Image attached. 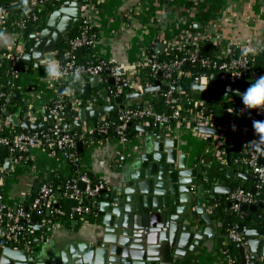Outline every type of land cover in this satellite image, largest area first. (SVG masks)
Masks as SVG:
<instances>
[{"label": "crops", "instance_id": "1", "mask_svg": "<svg viewBox=\"0 0 264 264\" xmlns=\"http://www.w3.org/2000/svg\"><path fill=\"white\" fill-rule=\"evenodd\" d=\"M1 2L16 5L23 3V0H1ZM87 14L90 17L89 33L94 38L93 45L88 48V54L94 60L104 61L106 65L104 72L99 76V78L104 79V84H100L98 89L92 88L91 97L77 98L79 100H91L92 104L90 105L96 103L93 99L98 95V91L103 89L109 91L114 86L107 83V79L112 77V70L120 77H129L131 67L138 65L150 54L159 57L173 45L179 44L188 33L195 35L210 34L212 38L218 39L222 44L247 41L255 55L259 53L260 47L264 46V0H95ZM15 16L17 13L14 14ZM14 23L0 30V34H2L0 35V62L5 64L8 59H18L11 56L5 57L10 49L19 46L20 56L25 52L24 39L26 38L23 37L25 31L18 30ZM77 29L79 30L80 26ZM28 33L35 34L38 32ZM158 43L163 44L164 49L156 54L155 48ZM65 44L66 42L54 55L53 61L58 64V56H63ZM83 52L76 55H81ZM48 64H41L39 68H35L34 62H30L27 67H22L19 70L12 68V70L17 71V77L11 89L15 87L18 90L12 89V93L19 94V99L25 105L22 107L19 116V120L21 117L20 121L29 119L31 122L47 121L46 110L51 104L71 95L83 96L79 90L73 91L70 84L59 83L62 77L50 78L47 71ZM107 71H109L108 74H106ZM136 77L132 76L131 80L136 81ZM137 78L139 79V77ZM138 81L140 83V79ZM157 86L161 85L158 84ZM60 88L65 89L64 95H60ZM3 95L7 96V100L11 97L10 94ZM150 95L155 97L156 93ZM114 98L108 101L98 99L97 102H101L105 106L111 104ZM138 99L127 101L124 106L138 104L140 102ZM77 108L78 106L71 107L66 112ZM1 110L4 112L3 109ZM27 111L33 114L30 118L26 116ZM32 111L34 112L32 113ZM104 117L98 119L101 120ZM93 120L86 121L81 126H74V119L69 117L66 121L64 119L58 120V123L62 126L69 125V129H72L91 126ZM160 132H165L167 138L177 139L168 134L166 128L156 133ZM146 137V133L139 132L125 145L106 138L92 137L87 141H80L78 143H81V146L76 147V164L65 159L59 152L45 147L35 148L26 158L27 162H13L9 171L4 172L2 170L0 173L3 176V202L7 208L14 209L17 204L26 201V196L33 198V189L36 184L40 185L43 182L49 184L54 178L60 180L73 179L82 174L92 179L103 178L110 188L141 151ZM177 142L178 152L188 156L187 167L198 169L200 178L203 180V198L208 209L209 205L206 202L209 201V196L213 195L214 187L218 185L229 186L235 190L237 188L233 187V183L243 184L246 182L249 184V188L255 185V181L250 183L237 176L238 172L252 176L246 168L236 162L241 150L238 143L232 144V153L226 152L225 155V159L227 155H230L231 169L233 170L232 178H228L226 175L227 163L221 166L214 159L213 154L205 155L208 142L202 139L197 132L183 131L178 136ZM135 146L138 149L133 152ZM121 153L129 156L124 162H119L117 159ZM134 153L135 155L132 156ZM235 155L236 157L232 160ZM50 191L54 194L58 193L52 187H50ZM229 197L230 195H215V201L210 205V212H217L218 217L222 212V221L217 216L212 217L216 227L215 238L211 241L206 240L203 247L190 258L184 259L181 264H233L234 261L225 250L229 244L224 239L225 234L222 233V229L224 227L229 231L231 229L228 228V225L234 227L235 224L241 223L240 219H236V216L241 214L246 220H253L254 216H264V201L256 205H249L256 206V209L248 208L244 212H235L230 215L229 211L232 209L227 207V204L230 203ZM94 204V208L97 209L98 204ZM259 204H263L262 209L257 207ZM90 211L93 212V210ZM37 217L36 224L31 222L30 225L32 227L33 225L45 227V230L42 231L33 227L38 235L33 247L27 251L32 255L46 254L48 250H59L60 248H67L70 243L83 242L101 218L90 217L87 222H72L69 226L62 225L48 231L47 217L43 220H38ZM226 217L228 218L227 223L225 222ZM244 264H264V257L254 259L249 249V260L245 258Z\"/></svg>", "mask_w": 264, "mask_h": 264}, {"label": "water", "instance_id": "2", "mask_svg": "<svg viewBox=\"0 0 264 264\" xmlns=\"http://www.w3.org/2000/svg\"><path fill=\"white\" fill-rule=\"evenodd\" d=\"M81 3L67 1L63 7L55 10L49 17L45 27L38 33L29 34L25 31L24 38L31 40L30 46L16 60L8 59L6 68L16 70L27 67L34 62V67L53 61L73 32L81 26ZM164 45L158 43L155 53L163 51ZM83 48L78 49L79 54ZM186 64V67H189ZM109 71L106 72L108 74ZM66 82L71 85L73 91H80L83 96L91 97L92 88L98 89L104 84V79L99 76H87L77 74L59 83ZM110 86L115 84L113 77L107 79ZM3 79H0V86ZM119 85V84H118ZM171 89L175 90L172 86ZM177 89L181 92L190 90L198 92L216 91L243 94L241 88L224 85H190L188 82L180 83ZM166 86L147 87L143 91H135L125 98L116 96L111 104L103 106L101 102L93 105L80 104L76 110L60 112L55 116L48 115L47 121L31 122L19 120L22 107L12 115L4 110L3 114L13 126H19L26 131L45 130L57 120L74 119V126H81L86 121L104 117L108 113L121 110L127 101L148 96L153 93L166 91ZM3 94H10L14 100H18L19 94L12 93L11 87L2 88ZM60 95L65 94V89H59ZM110 99L108 89L98 91L94 101ZM34 111H32L33 113ZM217 120L224 123L227 120L225 110H219ZM69 128V125H63ZM140 133H146L147 137L141 151L124 170L122 176L110 188L100 191L98 197H90L98 204L97 211L100 214V222L91 230V234L83 242L70 243L67 248L48 250L46 254L32 255L27 251L14 249L12 246L0 247V264H181L195 254L204 242L215 238L216 227L212 217L217 212H210L211 204L215 201V195H231L232 187L218 185L213 189L206 203L203 198V180L200 178L197 168L187 167V155L178 152L177 139L167 138L165 132L153 133L148 126L138 125ZM201 133L218 134L215 129L200 128ZM81 143L77 144V147ZM257 152L259 148L253 146ZM0 163H3V171L11 168V161L5 152L1 153ZM226 175L232 178L230 155H227ZM262 159L259 163L262 164ZM238 177L254 182V178L248 174L238 172ZM80 189L83 184L80 183ZM39 184H36L33 193H37ZM252 194L256 193L255 187L249 188ZM26 201L31 196H26ZM76 201H71V206H76ZM231 207V203L227 204ZM258 208L262 209L263 204ZM248 208L256 209V206L242 205L238 212H244ZM5 213V212H4ZM235 212L229 211L232 215ZM37 213H31V222L36 224ZM264 218V216H261ZM226 217L225 222L227 223ZM24 224L23 221H21ZM204 226H203V225ZM35 229L45 230V227L33 225ZM243 223H237L229 229L241 232ZM248 237V246L253 258L264 257V229H248L245 232ZM241 263H245V255L242 247L238 248Z\"/></svg>", "mask_w": 264, "mask_h": 264}, {"label": "built area", "instance_id": "3", "mask_svg": "<svg viewBox=\"0 0 264 264\" xmlns=\"http://www.w3.org/2000/svg\"><path fill=\"white\" fill-rule=\"evenodd\" d=\"M48 0H28L30 11L25 14V10L15 21L14 25L18 30H24L28 21H35L36 15L33 10L40 11ZM81 3L82 23L77 34L70 36L66 41L63 50V58L67 63L60 68L62 72V79L73 77L77 74H86L88 76H100L105 70V62L102 60H93L86 65H76L75 52L80 48L91 47L94 43V38L89 33L90 17L87 11L92 6L95 0H68ZM0 24H4L10 16V11L5 3L0 0ZM3 29V28H2ZM209 42L215 48L213 56H207L200 53V48ZM176 49L183 51V54L171 61H159L154 54L148 55L138 65L131 67V74L129 77H120L113 70L111 76L115 80L114 86L109 90L110 99L120 95V92L128 89L130 93L135 91H143L137 78L139 70L149 68L152 75H160L161 81L159 85L166 86L167 90L156 93L155 97H160L164 100L166 105L165 113L155 112L148 104V102L138 103L134 106L127 105L119 110L117 116L118 126L116 135L119 139L118 144L125 145L129 139L124 135L125 130L131 122L137 121L138 125L150 127L151 122L162 124L166 126L168 134L173 135L178 139V136L183 131H195L202 139L208 142L205 149V155L213 154L214 159L224 166L226 163V146L232 140L240 145V154L236 162L246 168L253 176L255 181L256 193L252 194L249 190L242 188L235 189L229 197L231 209L238 212L242 205H252L256 202L258 190L264 187V142L261 141V135L255 132L253 126H249L250 121L237 122L232 115L238 118L245 114L248 109L244 105H239V102L233 98L228 97V92H224V101L228 106L222 108L227 113V120L221 123L217 120V114L211 110H205L202 104L194 101L192 106L188 109L182 108L180 105L181 95L185 94L177 89L178 85L187 82L190 85H211L213 81L216 85L238 87L237 84L243 81L251 73V67L256 59L264 64V46L260 47L257 55L253 54L250 45L247 41H236L233 43L222 44L218 39H214L210 34L195 35L188 33L183 40L170 47L169 50ZM21 54L20 47L10 49L5 57L8 56L19 58ZM186 64L197 65L205 71L200 74H192L184 69ZM256 79L264 76V69L261 72L254 74ZM132 76H137L136 81L131 80ZM17 77L16 70H10L7 78V86L12 87ZM119 84V85H118ZM174 86L175 90L171 89ZM149 87V86H148ZM151 87V86H150ZM245 92L246 90H243ZM3 95L2 93L0 96ZM68 102L69 108H75L80 104H92L91 100H79L74 95L68 96L64 100L54 102L46 110V116H55L63 112L64 102ZM2 110L0 111V117ZM256 113L264 116V112L256 110ZM33 114L26 112L27 118ZM30 120V119H29ZM7 122H5L6 124ZM0 119V130H1ZM104 125H101L100 131H104ZM200 128L215 129L218 134H209L199 132ZM94 127L84 126L80 129V139L88 138L93 135ZM259 148V152L253 147ZM8 147V151L14 155L13 157L7 154V158L13 162L20 161L21 155L29 157L32 150L39 147H45L52 151L59 152L63 157L72 163H77L76 134L72 133L69 128H63L61 124L55 122L53 125L45 130L30 131L20 133L15 136L10 142L0 132V151ZM138 148L135 146L133 152ZM135 153L132 155L134 156ZM127 154H119L117 159L119 162H124ZM131 156V157H132ZM129 157V156H128ZM262 159V164L259 160ZM3 163H0V173H2ZM3 176L0 174V247L12 246L14 248L29 251L32 247V239L35 237V229L31 224V213H27L22 204H17L14 209L7 208L3 202L4 188ZM83 184V189L79 188V184ZM108 183L103 178L91 179L89 176L82 174L77 178L67 179L63 192L54 194L50 191V186L47 182L39 185L36 196L31 199L30 210L40 212V208H44L47 212L46 219L48 231L62 226L59 223H53L50 217L54 214L64 215V211L58 209L56 204L58 199L65 198L70 201H76L77 205L69 209V216H78L79 222H87L90 217L94 219L100 218L99 213L92 212L89 208L82 205L84 198L97 197L100 191L107 189ZM39 211V212H38ZM5 212V213H4ZM264 214V211H263ZM24 222V224L21 223ZM246 228L243 227L241 232L233 229L225 234V241L228 244H234L237 247H242L245 258L249 260V246L248 239L245 237Z\"/></svg>", "mask_w": 264, "mask_h": 264}, {"label": "trees", "instance_id": "4", "mask_svg": "<svg viewBox=\"0 0 264 264\" xmlns=\"http://www.w3.org/2000/svg\"><path fill=\"white\" fill-rule=\"evenodd\" d=\"M67 1L68 0H48L44 4V6L40 9V11L33 10V13L36 15V20L35 21H28L25 25L24 31H28L30 33L40 32L45 27L50 15L55 10H58ZM5 5L8 7V9L10 11V16H9V19L4 24H0V30L3 27L10 26L12 23L17 21L19 19V16L21 15V13L25 9V6L23 3L16 4V5H10V4H5ZM27 7L29 8L28 5H27ZM16 13H17V16L14 17V14H16ZM78 31H79L78 29L75 30L71 36L77 34ZM24 42H25L24 46H25V51H26V49L31 44V40L26 38V39H24ZM64 48H65V46H64ZM64 48H63V50H64ZM88 48L89 47L83 48L84 52L81 55L75 56L76 65L84 66L88 62L94 60L93 58H91V56H89ZM200 53L203 55H207V56H213L215 53V48L212 47V45L209 42H207L200 48ZM182 54H183V51H177L176 49H173V50L166 51L165 53L160 55L158 57V60L159 61H171V60H175V59L179 58ZM58 61H59L58 65L60 66V68L63 67L67 63V60L65 58H63V56H61V57L58 56ZM184 69L189 71L192 74H200V73H203L205 71L204 69L198 67L197 65H192V66L190 65L189 67L184 66ZM263 69H264V64H262L261 61L256 59L252 65V67H251V73L247 76V78H245L243 81H241L240 83L237 84L238 88L246 90L250 86V83L256 80V77L254 74L263 71ZM9 73H10V70H8L6 68V64L4 62H0V79H3V85L0 86V94L2 93V88H7L6 82H7V78H8L7 76ZM137 76L140 79V85L143 89H145L148 86L149 87L150 86L155 87L161 81V76L160 75L153 76L149 68L140 69ZM187 82H190V80L189 81L187 80ZM212 83L213 84L217 83V81H213ZM12 89L14 91H18L15 87ZM128 94H130V90H128V89H125V90L120 92V95L123 98H125L126 95H128ZM75 97L76 98H82V99L87 98V97L80 96L79 94H76ZM228 97L233 98L236 101H238L239 105H243V102H242L240 95L234 94V93H228ZM6 98H7L6 95L0 96V111H1V109H3V110H6L9 114H14L18 107H20V106L25 107L24 102L20 99L14 100L12 97H9V99L7 100ZM138 100H140V102H139L140 104L145 102V101L148 102L149 106L157 113H165V111H166V105L164 103V100L160 97H153L152 95H148V96H143ZM194 101L201 103L202 107L205 108V110H211L212 112H214L215 115L218 113V111L220 109L227 108V106H228V103L226 104L224 101V92H216V91L198 92V91H193V90H190L189 92H186L185 94L181 95L180 105L182 106V108L188 109L192 106V103ZM64 105L65 106H64L63 112H66L69 109L68 102L65 101ZM135 105L136 104H132L131 106L135 107ZM1 113L2 114H1L0 119H1L2 125H1L0 132H1V135L6 137L10 142L18 134L30 132V131H26V130L21 129L19 126H13L11 123H9L7 121L8 119L4 116L3 112H1ZM118 113H119V110L112 112V113H108L101 120H99L98 118L94 119L93 125H91L90 127H94L95 131H94L93 135L88 137V138L80 139V137H79L80 129H81L80 127H74L72 129L70 128V131L72 133L76 134L77 143L80 141L81 142L87 141L92 137L97 138V139L106 138V139H112V140L117 141L119 139V137L116 135V129L118 126V122H117ZM232 117H234L237 122L250 121L251 120V123H248L249 126H253L254 120L264 121V116L257 114L256 110H248L245 114L241 115L240 118L236 117L235 114H234V116L232 115ZM20 120H21V117H20ZM5 122H7V123L5 124ZM101 125L105 126V127H103L104 131L99 130ZM137 126H138L137 121L131 122L128 125L127 129L124 132V135L127 139H132L136 135L139 134V132L136 129ZM149 128H150L151 132L156 133V132H159L160 130L165 129L166 126L162 125V124H158V123L154 124L153 122H151ZM234 143H235V141L232 140L231 143L226 146L227 153H230V152L232 153V144H234ZM3 152H6L11 157L14 156V155H12V153H10L8 151V147H6L0 151V157H1V153H3ZM234 157H236V155L232 157V160L234 159ZM26 158H27L26 155H21L20 161L25 163V162H27ZM0 160H1V158H0ZM65 182H66V180H60V179L54 178V179H51L49 186L52 187L53 189H56L59 193V192L64 191ZM233 187L248 190L249 184L246 182H244L243 184L233 183ZM35 196H36V194L33 195V198ZM262 201H264V187H262L261 189L258 190V193L256 196V202L254 203V205H256ZM30 204H31V200L22 202V206L24 209H26L27 213H32L30 210ZM82 205L84 207L89 208V210H93V212L98 213L97 209L94 208L95 204L92 200H90L88 198H84L82 201ZM56 206L58 209H61L64 211V215H57V214L52 215L50 217L51 222L59 223L63 226H69L72 222H78L77 221L78 220L77 215H74L73 217L69 216V209L71 208V201L70 200L65 199V198L58 199ZM39 211H38L39 213H38V217H37L38 220H43L44 218H46L45 213L47 211L43 207L40 208ZM221 214H222V212L220 213L219 217H218V215H217V217L219 218V220L222 221V215ZM236 219H240L241 222L243 223L244 227L247 228V230L257 228V227H262L264 229V218H262V217H257V216L255 217L254 216L253 220H246L244 215L241 214V215L236 216ZM227 232L228 231L223 227L222 233L226 234ZM37 235H38V232L35 231V237L32 239L31 247H33V245L35 243V238ZM246 238L248 239V237H246ZM225 250L227 251L228 256L234 261L233 264H242L241 263V256H240L239 250H238L236 245L231 243L226 247Z\"/></svg>", "mask_w": 264, "mask_h": 264}, {"label": "clouds", "instance_id": "5", "mask_svg": "<svg viewBox=\"0 0 264 264\" xmlns=\"http://www.w3.org/2000/svg\"><path fill=\"white\" fill-rule=\"evenodd\" d=\"M23 4L25 6V14H27L30 11V9L27 7L28 0H23ZM47 71L50 78H60L62 76V72L59 69L58 63L55 61H49ZM237 94L241 96L243 105L246 109L257 111L260 110L264 112V76H260L258 79L251 82L250 86L243 94ZM253 128L255 132L261 135V141L264 142V121L254 120Z\"/></svg>", "mask_w": 264, "mask_h": 264}]
</instances>
